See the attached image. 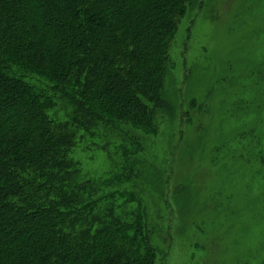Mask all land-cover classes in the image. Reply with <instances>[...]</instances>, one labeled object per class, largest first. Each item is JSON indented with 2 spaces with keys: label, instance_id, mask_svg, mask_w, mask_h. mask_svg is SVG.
Returning <instances> with one entry per match:
<instances>
[{
  "label": "trees",
  "instance_id": "trees-1",
  "mask_svg": "<svg viewBox=\"0 0 264 264\" xmlns=\"http://www.w3.org/2000/svg\"><path fill=\"white\" fill-rule=\"evenodd\" d=\"M199 1L0 0V264H166L118 186L171 112L163 76ZM85 140L124 172L80 178Z\"/></svg>",
  "mask_w": 264,
  "mask_h": 264
},
{
  "label": "rangeland",
  "instance_id": "rangeland-1",
  "mask_svg": "<svg viewBox=\"0 0 264 264\" xmlns=\"http://www.w3.org/2000/svg\"><path fill=\"white\" fill-rule=\"evenodd\" d=\"M162 97L171 112L137 154L140 177L118 186L141 196L158 260L264 264V0L192 5ZM105 150L76 147L80 178L124 172Z\"/></svg>",
  "mask_w": 264,
  "mask_h": 264
}]
</instances>
